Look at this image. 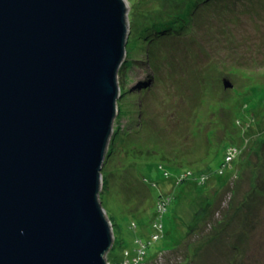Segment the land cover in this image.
Wrapping results in <instances>:
<instances>
[{
  "label": "rangeland",
  "instance_id": "374dc122",
  "mask_svg": "<svg viewBox=\"0 0 264 264\" xmlns=\"http://www.w3.org/2000/svg\"><path fill=\"white\" fill-rule=\"evenodd\" d=\"M123 1L133 37L101 170L106 263L184 264L188 249L191 264H264V0ZM243 106L250 129L234 151L232 117L234 132L222 127ZM156 217L163 235L139 256ZM234 243L256 258H235Z\"/></svg>",
  "mask_w": 264,
  "mask_h": 264
},
{
  "label": "water",
  "instance_id": "95a60500",
  "mask_svg": "<svg viewBox=\"0 0 264 264\" xmlns=\"http://www.w3.org/2000/svg\"><path fill=\"white\" fill-rule=\"evenodd\" d=\"M126 9L123 0H0V264H107L114 236L101 170Z\"/></svg>",
  "mask_w": 264,
  "mask_h": 264
},
{
  "label": "trees",
  "instance_id": "16d2710c",
  "mask_svg": "<svg viewBox=\"0 0 264 264\" xmlns=\"http://www.w3.org/2000/svg\"><path fill=\"white\" fill-rule=\"evenodd\" d=\"M129 2V5L130 6H132L134 3H135V1L134 0H128ZM153 7V6H152ZM154 8H159V7H154ZM133 12V11H132ZM128 19H130V15L128 14ZM162 20H164V19H162ZM162 30H168L166 27H163L162 28ZM132 37H133V34H131L129 37H128V40L129 41H131L132 40ZM244 108H245V106H243L241 109H239V107H238V111H236V113H235V117H234V112L233 111H230L229 113H228V115H227V117H228V120L225 122V124H224V127H222V128H229L230 129V132H232L233 131V129L232 128H230V126H229V124H230V122H229V120L231 119V117H232V119H233V123H234V128H236L235 130H236V132H235V134L232 136L231 135V139H233V142H234V146L233 147H231L232 149H230V150H234V151H236V149H237V146L239 145V144H242V143H244V141L241 139L242 137H244V135H245V133L250 129V124H248L247 123V121H245V119H244V113H243V110H244ZM223 126V125H222ZM234 132V131H233ZM225 137H227V136H225ZM228 149H229V146L226 148V151H228ZM229 150V151H230ZM230 153V157H234L235 155H236V152H235V155H233V153H232V151H230L229 152ZM108 154H109V151L106 153V156L108 157ZM106 157V158H107ZM106 160V159H105ZM225 162L226 161H223V163L225 164ZM238 162V161H237ZM238 164H239V162L237 163V166H238ZM229 165V164H228ZM231 166V165H230ZM102 174H103V172H101ZM118 177H120V176H118ZM121 178V177H120ZM130 184V183H129ZM152 186V185H151ZM259 190V193H257L256 195L260 198V197H262L263 198V200H264V188H260V189H258ZM146 199H147V197H144V200L146 201ZM246 209H247V207H246ZM263 210V209H262ZM260 212H261V209L259 210ZM259 211H257L256 210V214H255V216H257V217H259ZM248 217H250V213H249V215H248ZM155 222L156 223H153V224H157L158 225V227L160 226L161 228H162V222H161V218L160 217H156L155 218ZM163 230V229H162ZM224 232H222L224 235H225V233L227 232L226 231V228L223 230ZM244 236V234H240V237L242 238ZM160 238V236L158 237V239ZM157 239V240H158ZM139 242H141V245L142 246H144V249L145 250H143L139 255H141V256H144V257H146V249H148L149 247V244L151 243V242H142V240H140L139 239ZM183 243H179V244H177V246L175 247V248H173L171 251H167V253H172V252H176L177 254L178 253H182V250H183V248L181 247V246H188L189 244V242L187 241V240H184V241H182ZM146 246V247H145ZM181 247V248H180ZM231 248L233 249V250H235V251H237V253H234L235 254V258L236 257H238L239 259L242 257V258H247V260H254L256 257H254V255L253 254H250V256H248L247 255V257H246V253L244 254V251H242V252H240L241 250H243V249H240L238 246H237V243H234V244H232V246H231ZM176 249V250H175ZM186 250V249H185ZM188 250V249H187ZM186 250V255H188V257H185V260H187V262H184V264H187V263H189V264H191V261H192V257H191V255L189 254V252ZM177 254H174V256L175 257H177L176 255ZM244 254V255H243ZM160 255H161V253H160ZM180 256H182V255H180ZM144 257H142V260H145V258ZM189 258V259H188ZM141 262H139L138 264H140ZM192 264H195V263H192ZM228 264H233L232 263V260L231 261H229V263Z\"/></svg>",
  "mask_w": 264,
  "mask_h": 264
},
{
  "label": "bare ground",
  "instance_id": "6f19581e",
  "mask_svg": "<svg viewBox=\"0 0 264 264\" xmlns=\"http://www.w3.org/2000/svg\"><path fill=\"white\" fill-rule=\"evenodd\" d=\"M117 81H118V80H117ZM118 86H119V85H118ZM245 109H246V108H245ZM245 109H244V110H245ZM160 167H161L160 170H161V171L163 172V174H164V173H165V172H164V171H165V168H163L162 165H160ZM132 196H133V195H132ZM137 198H138V196H137ZM162 201H163V200H162ZM158 206H159V204L157 205V203L155 202V204H154V209H155V208H158ZM190 223H193V221H190ZM152 226L157 230V234H158V235H155V234L152 235V234H150V235L148 236V239H147L148 242H149V241H150V242H152V241L155 242V241H157V239H158L159 236H162V235H163V234H162L163 230H162V228H161L160 226L158 227V225H156V224H153ZM156 236H157V238H156ZM135 242H136V243H139V239L137 238V239L135 240ZM135 246H136V245H135Z\"/></svg>",
  "mask_w": 264,
  "mask_h": 264
},
{
  "label": "built area",
  "instance_id": "2783aa9c",
  "mask_svg": "<svg viewBox=\"0 0 264 264\" xmlns=\"http://www.w3.org/2000/svg\"><path fill=\"white\" fill-rule=\"evenodd\" d=\"M229 158H231V157H229ZM156 238H157V236H156ZM139 244L141 245V242H139ZM140 245H139V248L135 250V251L139 252V254H140V253L143 251V249H144V246H142V245L140 246ZM139 256H140V255H139ZM138 259H141V257H138ZM138 259H134V260L136 261V263H129V264H137V262H138L137 260H138Z\"/></svg>",
  "mask_w": 264,
  "mask_h": 264
}]
</instances>
